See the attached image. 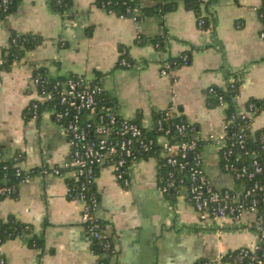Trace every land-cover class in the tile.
<instances>
[{
	"label": "crops",
	"instance_id": "crops-1",
	"mask_svg": "<svg viewBox=\"0 0 264 264\" xmlns=\"http://www.w3.org/2000/svg\"><path fill=\"white\" fill-rule=\"evenodd\" d=\"M209 1V28H202L196 14L182 5L163 17L137 21L107 10L99 0H71L63 13L50 0H19L13 12L0 18V60L13 32L37 37L35 48L9 69L0 67L2 158L18 157L19 166L31 173L14 195L0 197V218L14 214L45 240L43 250L30 246L28 236L5 241L0 251L8 264H101L106 255L93 249L81 219L83 203L67 194L70 177L41 172L63 163L71 148L51 111L42 108L39 116H27L36 97V73L51 79L73 74L95 78L117 114L130 119L140 115V122L152 124L156 114L167 110L194 124L197 137L224 133L226 104L208 105L210 86L226 88L237 77L235 106L241 111L249 99H264L263 0ZM165 30L163 52L152 41L137 42L140 33L151 39ZM121 46L132 67L118 66ZM184 52L190 55L188 64L161 73L163 59ZM252 129L264 130V108ZM201 151L202 168L217 188L241 186L222 169L218 143L206 142ZM158 168L159 156L132 161L127 186L107 164L99 168L94 215L116 249L107 264H194L259 241L255 212L245 210L239 225L201 220L185 186L172 197L161 191Z\"/></svg>",
	"mask_w": 264,
	"mask_h": 264
},
{
	"label": "built area",
	"instance_id": "built-area-1",
	"mask_svg": "<svg viewBox=\"0 0 264 264\" xmlns=\"http://www.w3.org/2000/svg\"><path fill=\"white\" fill-rule=\"evenodd\" d=\"M61 0H58L60 2ZM12 0H0V18L7 13ZM262 15V14H260ZM202 20L199 21V25ZM264 37V32L262 33ZM127 51L123 50V54ZM189 54L184 53V64L188 61ZM124 67H132L133 62L127 57L120 58ZM2 63V59L0 60ZM170 64L166 63L161 69L162 74H167ZM234 81L229 79L227 85ZM36 86V97L30 103L27 112L32 117L41 114L42 108L51 111L54 119L61 123L70 145V155L61 164L52 167H43V174L68 175L78 183V189L67 183V194H73V199L83 203L81 219L92 238H104L101 224L94 213L98 207L96 195L88 194L89 188L95 184L99 168L103 164L111 167L113 173L124 185H128L127 171L129 164L139 158L159 156L164 165L170 168L165 181L161 186L163 193L170 189L185 186L188 199L193 204L199 218L204 221L215 219L221 226L239 225L245 210L257 214L255 228L259 234V241L252 245L242 246L237 252V259L242 264H264V183L256 178L264 166L258 160L256 151L247 148V133L256 137L264 148V131L252 129L253 119L257 115V105L251 102L243 111L236 107L231 115H226L222 122L223 135L211 133L197 139L171 138L173 131L185 137L188 131L196 132V127L186 121H168L172 114L161 113L152 124H144L136 119L123 117L115 112L110 105L105 103L104 87L95 78L85 75H71L65 78L51 79L41 73L33 77ZM211 91L213 88L210 87ZM222 104H226L220 97ZM27 113V115L29 114ZM248 120L246 125H241L233 130L236 121ZM155 134H149V131ZM215 142L220 145V156L225 159L223 170L241 180V186L235 188H217L212 179L202 168V151L198 141ZM235 148L245 151L252 160L250 169L247 165L238 168L236 162L240 160L238 153L233 160ZM191 153V157L189 154ZM0 159L2 152H0ZM15 162L17 175L23 181L30 178L31 173L24 172ZM192 161V162H191ZM7 166L5 165L4 168ZM33 172V171H31ZM24 174V175H23ZM247 179V181H246ZM10 186L0 187V195L9 194ZM104 248L116 253L113 244L106 240ZM227 254V253H225ZM221 254L214 259L197 260L194 264H218L225 256ZM233 253H229L232 256ZM0 264H8L0 251Z\"/></svg>",
	"mask_w": 264,
	"mask_h": 264
},
{
	"label": "trees",
	"instance_id": "trees-1",
	"mask_svg": "<svg viewBox=\"0 0 264 264\" xmlns=\"http://www.w3.org/2000/svg\"><path fill=\"white\" fill-rule=\"evenodd\" d=\"M19 0H12V3L10 5V8L7 13L3 14V18L6 17L8 14L13 12L18 5ZM212 1V0H211ZM51 7L55 11L59 12H65V10L68 8V6L71 3V0H61L58 2V0H50ZM102 6H104L107 10L117 13L118 15L124 16V17H132L137 21H141L142 19L148 17V16H158L163 17L169 12L175 11L180 5H182L185 9L193 11L197 16V21L202 20V24L200 25L202 28H209L210 27V16L205 13V9L210 3V1L205 0H99ZM259 13L261 19L264 22V0L263 5L259 9ZM146 41H152V43L156 46L157 50L163 52L166 50V42H167V33L166 30L163 32V34L155 37V38H146L143 34H139L137 38V42L143 44ZM37 45V37L36 35L32 33H19V32H13L11 34L9 44L4 50V55L2 58V63H0V67L4 69H9L10 66L13 64V62L16 59L21 58L26 51L31 50L35 48ZM126 49L121 46V57H127L130 61L131 58L128 56V53L126 52L123 54V50ZM186 53V52H184ZM184 53H181L180 55L176 57H170L168 59H163L162 63L163 65H166V63L170 64V69L185 65L184 61L182 59V55ZM133 62V61H132ZM190 62V55L188 57V61L186 64ZM119 67H124L120 64V61L118 63ZM76 75V74H73ZM210 87L213 88V91L209 90ZM207 89V103L209 106H217L222 105L220 97L223 98V100L226 103V115H231L235 110V98L237 97L239 91H240V80L235 77L234 81L232 83H229L226 88H221L216 85H212ZM105 96V103L107 105L111 104V99L108 97L106 92H104ZM251 102H254L257 105V115L262 111L264 108V99H257V98H251L249 99L247 105ZM111 106V105H110ZM247 108V107H246ZM27 112V111H26ZM167 110L162 111L161 113H166ZM29 113V112H27ZM160 113L155 115V119L158 117ZM29 113L27 116H30ZM140 122V115L139 118L136 119ZM170 122H178V121H186L188 122L184 117L182 116H171L169 118ZM248 123V120H238L236 121V124L233 129H230L229 135L233 133V130L236 129L241 125H246ZM194 125V124H193ZM195 126V125H194ZM261 131V130H260ZM264 131V130H262ZM196 132L188 131L185 137H181L177 135L175 131L171 134V138L174 140H180V139H197V136H195ZM149 134H155V131L151 130L149 131ZM246 143L247 148L252 151H256L258 154V160L261 165L264 166V148H262L259 144L258 140V134L256 137L251 136L247 133L246 136ZM198 140V139H197ZM199 149L202 150L203 145L205 144L203 141H198ZM1 152V148H0ZM234 156H230V160H233L234 157L240 153V160L236 162V166L238 168L242 167L243 165H247L250 169L252 168L251 163L252 160L245 155V151L241 150V148H235ZM16 161L14 160H1L0 159V187L2 186H10L11 192L9 194L0 195L1 196H7V195H14L16 186L21 182L22 176L17 175L16 167L14 166ZM164 160L160 159L159 161V168H158V184L161 187L163 182L165 181L167 172L169 171L168 165L163 164ZM192 162V161H191ZM225 163V159L220 156V165L223 169V165ZM7 166L4 168V166ZM36 170V169H35ZM34 170V172H35ZM25 170L23 169V173ZM225 172V171H224ZM227 173V172H226ZM231 174V173H229ZM24 175V174H23ZM232 175V174H231ZM256 178L264 183V168L263 171L258 172L256 175ZM235 179V178H234ZM238 183L241 184V180L235 179ZM247 181V179H246ZM67 183L70 185H73L76 189H78V183L73 181L72 179H67ZM239 188V187H238ZM235 188V189H238ZM176 192V189H170L169 191L165 192L164 194L167 197L174 196ZM88 194L96 195L98 198L95 186L92 185L89 188ZM69 197H73V194H69ZM261 211L264 209V203L261 205ZM100 223V222H99ZM101 224V223H100ZM102 227V225H101ZM19 236H28V242L30 246H33L35 248H38L40 250L44 249L45 246V240L43 236L37 235L34 232V229L31 224L23 222L19 220L14 214H9L6 219L0 218V246L9 239H14ZM107 239L104 238H93V249L96 253L106 254L105 258L101 261V264H107L108 262V255H112L113 253L107 249L104 248L105 241ZM239 248L227 252L225 256L222 258L224 261H232L233 263L242 264L238 261L236 255ZM229 253H233L232 256L229 255Z\"/></svg>",
	"mask_w": 264,
	"mask_h": 264
},
{
	"label": "water",
	"instance_id": "water-1",
	"mask_svg": "<svg viewBox=\"0 0 264 264\" xmlns=\"http://www.w3.org/2000/svg\"><path fill=\"white\" fill-rule=\"evenodd\" d=\"M189 156H190V157L192 156L191 153L189 154Z\"/></svg>",
	"mask_w": 264,
	"mask_h": 264
}]
</instances>
